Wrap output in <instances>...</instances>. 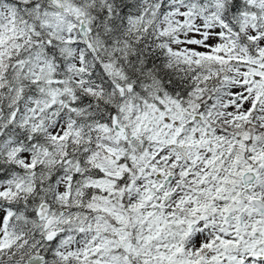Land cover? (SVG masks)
Returning a JSON list of instances; mask_svg holds the SVG:
<instances>
[{"label":"snow or ice","instance_id":"obj_1","mask_svg":"<svg viewBox=\"0 0 264 264\" xmlns=\"http://www.w3.org/2000/svg\"><path fill=\"white\" fill-rule=\"evenodd\" d=\"M0 264H264V0H0Z\"/></svg>","mask_w":264,"mask_h":264}]
</instances>
